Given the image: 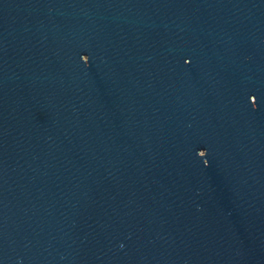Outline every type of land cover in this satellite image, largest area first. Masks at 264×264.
Returning <instances> with one entry per match:
<instances>
[{
  "label": "water",
  "instance_id": "water-1",
  "mask_svg": "<svg viewBox=\"0 0 264 264\" xmlns=\"http://www.w3.org/2000/svg\"><path fill=\"white\" fill-rule=\"evenodd\" d=\"M0 264H264V0H0Z\"/></svg>",
  "mask_w": 264,
  "mask_h": 264
}]
</instances>
